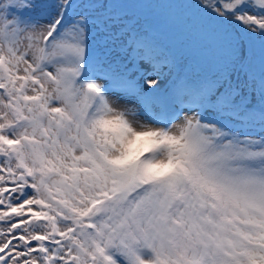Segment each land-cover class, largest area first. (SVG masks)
Returning <instances> with one entry per match:
<instances>
[{
  "label": "snow or ice",
  "instance_id": "1",
  "mask_svg": "<svg viewBox=\"0 0 264 264\" xmlns=\"http://www.w3.org/2000/svg\"><path fill=\"white\" fill-rule=\"evenodd\" d=\"M116 6L0 0V264H264V0L178 5L221 26L228 61L176 82L172 113L146 39L129 35L132 69L93 59Z\"/></svg>",
  "mask_w": 264,
  "mask_h": 264
},
{
  "label": "rangeland",
  "instance_id": "2",
  "mask_svg": "<svg viewBox=\"0 0 264 264\" xmlns=\"http://www.w3.org/2000/svg\"><path fill=\"white\" fill-rule=\"evenodd\" d=\"M110 3L117 5V9L113 7L105 10V15L110 19L103 22V30L101 27L93 29L94 35L90 46L95 60L103 59L115 67L127 66L128 69H132L133 63L126 54V42L131 34L146 39L153 47L156 46L154 48L158 51L161 61L160 88L164 85V73H168V77L173 74L174 78L177 75L178 70L174 69L175 58H180L182 65L189 64L187 81L203 80V75L211 67H213L212 77L223 73L228 56L222 42L218 41L214 34L215 31H219V26L210 18L203 19L196 16L193 22L191 18L183 15L185 8L182 7L183 10L178 5L185 4V0H169L168 2L164 0L163 3L160 0H110ZM158 4L162 6L161 14L154 12L150 14ZM116 10L125 13L119 14ZM159 24L162 25L164 35L162 39H157L152 33V27H154L156 30L159 28L157 31L160 35L162 34ZM184 30L187 31V35L175 36ZM179 47L180 50H178ZM145 65L147 66V64H142L140 67L148 69L149 66L145 67ZM133 75L139 77L141 83L143 82L140 72L134 71ZM236 76L235 72L229 75L234 84L237 83ZM246 91L247 89L245 93L251 94L253 98L258 96L257 92L253 93L251 89H249L250 92ZM166 92V89L163 91L159 89V103L156 106L160 107L154 108L155 112L164 106ZM109 95L115 97L118 94L113 92ZM120 99L121 104H138V98L135 96L120 95ZM166 108L170 109V106ZM216 118L224 123V121L227 122L228 117L224 115Z\"/></svg>",
  "mask_w": 264,
  "mask_h": 264
},
{
  "label": "bare ground",
  "instance_id": "3",
  "mask_svg": "<svg viewBox=\"0 0 264 264\" xmlns=\"http://www.w3.org/2000/svg\"><path fill=\"white\" fill-rule=\"evenodd\" d=\"M162 79V77H160V80Z\"/></svg>",
  "mask_w": 264,
  "mask_h": 264
}]
</instances>
